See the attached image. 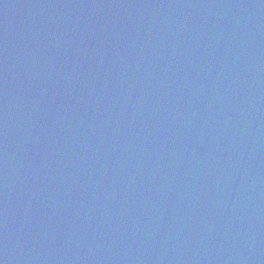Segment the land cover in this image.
Here are the masks:
<instances>
[{
  "label": "water",
  "instance_id": "water-1",
  "mask_svg": "<svg viewBox=\"0 0 264 264\" xmlns=\"http://www.w3.org/2000/svg\"><path fill=\"white\" fill-rule=\"evenodd\" d=\"M0 264H264V0H0Z\"/></svg>",
  "mask_w": 264,
  "mask_h": 264
}]
</instances>
